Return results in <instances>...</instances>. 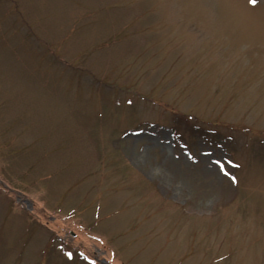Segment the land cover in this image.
I'll use <instances>...</instances> for the list:
<instances>
[{"label": "rangeland", "instance_id": "1", "mask_svg": "<svg viewBox=\"0 0 264 264\" xmlns=\"http://www.w3.org/2000/svg\"><path fill=\"white\" fill-rule=\"evenodd\" d=\"M0 264H264V0H0Z\"/></svg>", "mask_w": 264, "mask_h": 264}, {"label": "snow or ice", "instance_id": "2", "mask_svg": "<svg viewBox=\"0 0 264 264\" xmlns=\"http://www.w3.org/2000/svg\"><path fill=\"white\" fill-rule=\"evenodd\" d=\"M252 3H256V0H251Z\"/></svg>", "mask_w": 264, "mask_h": 264}]
</instances>
